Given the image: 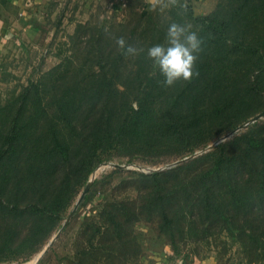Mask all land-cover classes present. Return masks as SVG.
Segmentation results:
<instances>
[{
    "label": "rangeland",
    "instance_id": "1",
    "mask_svg": "<svg viewBox=\"0 0 264 264\" xmlns=\"http://www.w3.org/2000/svg\"><path fill=\"white\" fill-rule=\"evenodd\" d=\"M173 1L181 0H0V16L12 28L0 30V195L21 206L37 202L51 209L45 214L0 203V264H264L254 245L240 243L254 215L251 204L236 208L234 192L240 187L252 193L247 179L258 155L247 158L245 149L251 136L264 132V117L230 135L264 110V97L252 94L217 112L219 93L243 89L244 83L237 87L224 72L220 76L223 56L215 45L205 50L212 36L194 26L204 44L195 65L199 75L191 81L166 87L147 55L139 65L152 46L142 25H157L154 44L163 43ZM228 1L182 5L208 15ZM241 30L231 40H241ZM120 37L142 51L124 55ZM138 66L157 75V98L154 110L135 113L131 124L124 121L131 106L138 100L148 104L135 82ZM231 72L236 80V68ZM250 75L242 76L245 83ZM168 104L184 122L173 138L164 127ZM222 155L238 160L221 171L215 188L208 187L199 173ZM185 157L190 158L167 168ZM242 158L248 164L240 168ZM170 170L165 188L171 230L161 214L159 187L149 177ZM208 193L219 201L207 213Z\"/></svg>",
    "mask_w": 264,
    "mask_h": 264
},
{
    "label": "trees",
    "instance_id": "2",
    "mask_svg": "<svg viewBox=\"0 0 264 264\" xmlns=\"http://www.w3.org/2000/svg\"><path fill=\"white\" fill-rule=\"evenodd\" d=\"M237 1H239V5L237 8H235V2ZM182 4L183 0L180 2L173 1V6H170L167 11L170 20L178 23H191L199 30L198 32L200 35H211L212 39L206 43L205 50H209L215 45L216 53H220V58L223 56V64L220 69V76L222 72H224V77L226 79L232 80V83H235L237 87L244 83L243 89H239L238 87V89L235 91H223L219 93L217 97V107L220 109H218L217 112L221 113L229 110L231 106H233L238 100L245 101V98L251 96L252 94H255V96L264 97V0H231L228 1L227 6L224 7V9L221 10L222 7L218 6L214 12L208 15H194V12L190 6H185ZM151 17H153L152 14L148 16V18ZM150 20L153 21V19ZM256 23L258 25L251 27V25ZM150 24L151 22L146 26L142 25V27L144 30L146 28V31L151 33L152 38L149 39V43L150 45H153L156 38L154 36L155 31H157L159 28L157 25ZM238 26L242 28V30L238 33V36L241 38V40H231V34H233ZM248 30H255L256 32L253 34H248ZM219 45L221 51H218ZM146 55L147 53L145 51L141 54L139 65L146 59L142 56ZM207 55L209 59H213L212 52L206 53V56ZM149 62L151 63V66H153L151 60H149ZM230 68L233 70L236 68V80L231 76L232 72ZM249 72H251V75L248 77L247 83H245L242 76H247ZM134 75L135 82H137L138 87L144 90L143 92L146 95L148 104L146 103L145 107L141 100H138L136 107L131 106V109L125 116L124 120L125 122L131 124L133 123L135 113L138 114L142 112L143 109L145 111L148 110L152 112L155 108V99L157 98V95L154 97L157 75L151 70L142 72L140 70V66L136 68ZM143 85H145L144 88ZM28 91L29 89L27 88L26 91L21 95L22 99L26 98ZM138 92H140L139 89ZM176 104H178L177 101ZM213 112H215L214 109ZM175 114L176 110L174 109L173 105L168 104L166 115L163 118L165 119L164 127L169 138L179 135L182 128L184 127V122L182 123L181 117H176ZM16 121L17 118L15 116L13 120L14 125ZM245 151L247 158H255V155H258V158L253 161V165L257 167L256 169L254 168L252 170L254 172L252 177L247 179V182H251L252 193L248 196L246 190H241L240 187H237V189L234 190V192L237 193V203L235 202L236 208L241 209L251 204L252 214L254 215L250 233L243 231L244 234L241 235L239 240L242 246L245 248L247 243L254 245V253L256 255H261L258 258L262 259L264 258V132L256 136H251L249 142H247ZM2 158L3 155L0 153V160ZM236 159V157L234 158L231 155H222L211 169L199 173L200 182H204L208 187L215 188L220 180L221 171L229 162H233ZM247 164V159L242 158L239 161L238 167L242 168ZM172 173L173 170L168 172L157 171L149 175L153 183L159 187L160 195L158 200L160 201L161 214L165 226L170 230L173 227V219L169 212V192L168 188H165V185L168 184L166 183V180L169 179ZM243 178L244 177L240 176V184L244 183ZM210 196L212 195L208 193L206 200H203V211L206 210L207 213L209 212L210 208L217 209L216 202L219 201L218 198L214 199L212 198L214 196ZM207 202L209 203V207ZM0 203L7 205L14 210H19L21 208H31L45 214L49 213L51 210H49L48 207L41 206L37 202L21 206L18 203H13L9 200L7 201L3 195H0ZM50 214H53V212ZM116 217L117 214L115 212L111 213V221L115 220ZM165 226L163 227L165 228ZM118 232L120 233V231ZM170 233L172 234L171 242L173 246H175V237L172 231ZM79 264L83 263L80 262Z\"/></svg>",
    "mask_w": 264,
    "mask_h": 264
},
{
    "label": "clouds",
    "instance_id": "3",
    "mask_svg": "<svg viewBox=\"0 0 264 264\" xmlns=\"http://www.w3.org/2000/svg\"><path fill=\"white\" fill-rule=\"evenodd\" d=\"M203 44V39L193 30L191 23L172 22L167 27L165 41L150 46L147 57L163 77L161 83L169 87L181 80L191 81L199 75L195 65ZM117 45L126 56H135L142 51L127 44L123 37L117 39Z\"/></svg>",
    "mask_w": 264,
    "mask_h": 264
},
{
    "label": "water",
    "instance_id": "4",
    "mask_svg": "<svg viewBox=\"0 0 264 264\" xmlns=\"http://www.w3.org/2000/svg\"><path fill=\"white\" fill-rule=\"evenodd\" d=\"M264 117V110L260 111L259 113H257L256 115H254L253 117H251L250 119H248L246 122H244L243 124L239 125L238 128H236L234 131H232L230 133L233 134L237 129H240V128H244L245 126H247L248 124L250 123H253V122H256L257 120L261 119ZM227 136H225L224 138H226ZM190 157H185L184 159H179V160H176L174 163H171V164H168L167 165V168H171L173 166H176L180 163H182L183 161L185 160H188ZM115 166H118V164H114ZM121 166V165H119ZM89 187H90V182L87 183L86 187L84 188L83 192L81 193L80 197L78 198L77 202H76V205L75 207L73 208L71 214H74L78 208V206L80 205V203L82 202L84 196L86 195V193L88 192L89 190ZM57 237V235L54 236V238L49 242L48 244V247L51 246L54 242V239ZM46 247L43 252L39 255V257L37 258V260L46 252L47 248Z\"/></svg>",
    "mask_w": 264,
    "mask_h": 264
},
{
    "label": "crops",
    "instance_id": "5",
    "mask_svg": "<svg viewBox=\"0 0 264 264\" xmlns=\"http://www.w3.org/2000/svg\"><path fill=\"white\" fill-rule=\"evenodd\" d=\"M7 22H8L7 20L1 18V16H0V30L2 32H8V31H10V29H12L11 26L9 25V23H7ZM0 47H1V45H0Z\"/></svg>",
    "mask_w": 264,
    "mask_h": 264
},
{
    "label": "bare ground",
    "instance_id": "6",
    "mask_svg": "<svg viewBox=\"0 0 264 264\" xmlns=\"http://www.w3.org/2000/svg\"><path fill=\"white\" fill-rule=\"evenodd\" d=\"M33 262H34V261H33ZM33 262H32V263H33ZM32 263H31V264H32Z\"/></svg>",
    "mask_w": 264,
    "mask_h": 264
}]
</instances>
